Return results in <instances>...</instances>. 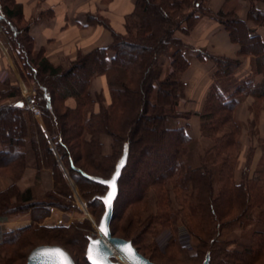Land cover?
<instances>
[{
  "label": "trees",
  "instance_id": "16d2710c",
  "mask_svg": "<svg viewBox=\"0 0 264 264\" xmlns=\"http://www.w3.org/2000/svg\"><path fill=\"white\" fill-rule=\"evenodd\" d=\"M248 1L250 5L246 18L241 19L237 11L231 8L210 11L206 0H136L133 10L124 19L125 33L110 29L112 42L108 46L78 54L66 67L54 66L42 53L34 52L28 25L19 26L8 19V8L6 5L2 6L0 1V28L16 52L21 75L33 80L39 89L31 100L41 118L40 123L22 97L12 103L0 105V165L3 162H18L21 172L28 165L24 154L26 144L30 143L37 164H46L49 157L62 185L70 189L59 168V157L71 179L79 185L83 197L89 196L87 203L98 204L102 215L104 204L101 197L107 193V186L93 178L110 179L121 157L126 154V163L118 179L114 219L117 201L122 193L124 170L134 154L145 151L155 160L153 173L137 177L132 195L136 196L139 203L143 201L147 188L154 187L160 205H169L166 185L171 184V192L179 205L178 209L171 206L154 222L160 225L171 224L172 231L183 223L192 232L191 235H194L197 246L193 253L195 255L197 250L200 251V264L206 257L207 264H212L215 254L228 260L227 264L238 261V256L235 258L234 255L239 252H229L220 235L226 225L238 221L251 207L264 204V188L260 181L264 179V174L257 178L241 177L240 180L234 177L239 146L236 134L240 126L234 119L233 112L247 94H252L257 99L264 97V82L256 86L252 76L248 75L236 80L232 86L222 85L220 77L233 75L240 66V60L213 57L205 49L181 42L174 36V32L187 31L201 16L213 17L226 26L232 41L240 44L238 55L255 53L261 60L251 74H264V42L255 28L247 24V21H254L256 25L263 24L264 11L256 7L260 0ZM227 15L230 18L225 19ZM192 57L213 59L215 66L212 73L214 81L199 113L201 135L207 136L212 142L203 151L197 150V140H192L185 129L178 126L179 118L190 115V111H183L178 101L183 94V82L179 74L188 66ZM160 59L164 60L168 68L162 78L157 67ZM100 74L108 77L109 102L104 107L99 102L102 100H98L102 97L101 93H96L95 101L98 100L99 106L95 110L89 85L91 79ZM4 82H7L8 88L1 95L7 93L6 96L9 97L19 96L17 86L11 85L6 79ZM70 97L75 100L74 108L65 105V100ZM11 113L14 120L18 121L16 136L3 125ZM23 113L29 116L32 134L22 133L26 122ZM102 133L110 135L112 150L115 154L117 152V159L109 174L97 169L98 165L93 166L90 172L84 156L85 150L91 148V152L87 154L91 155V160H97V155L100 159L108 157L101 156L99 152L97 155L94 153L100 145L99 135ZM14 139H20L22 143H15L12 147ZM211 153L212 160H209L208 155ZM260 160L263 164L260 173H264V150ZM129 177L131 179L132 175ZM86 183L93 186V193L82 189L81 185ZM15 187H12L13 190ZM19 192L20 202L33 204L34 197L30 188ZM66 196L72 198L71 193ZM7 197H3L5 202L0 204V208L12 201ZM56 206L69 210L74 204L72 201L67 204L58 202ZM13 207L20 208L18 205ZM1 210L0 219H4L6 216ZM113 219L110 223L112 233ZM148 225L146 226L149 227ZM89 237L91 236L85 235L87 242ZM122 238L130 240L144 255L139 250L135 237L123 235ZM261 238L260 251L264 250V231ZM7 240L14 239L12 237ZM4 243L5 240H0V246ZM66 250L75 264H78L72 253ZM84 260L89 264L85 256Z\"/></svg>",
  "mask_w": 264,
  "mask_h": 264
},
{
  "label": "rangeland",
  "instance_id": "374dc122",
  "mask_svg": "<svg viewBox=\"0 0 264 264\" xmlns=\"http://www.w3.org/2000/svg\"><path fill=\"white\" fill-rule=\"evenodd\" d=\"M0 1L2 6H4L6 0ZM262 1L264 2V0ZM225 9H230V0H228V3L225 5ZM207 17L218 22L229 34L230 40H232L231 35L224 24L213 17ZM228 18H230V15H227L225 17V19ZM197 22L198 20L194 22L190 29L185 32L176 30L174 32V36L176 32L185 34L189 33L194 28ZM252 23L253 28L264 24L263 23L261 25H256L254 24V21ZM181 42L193 46L192 44L186 43L183 40H181ZM235 43L239 45L240 49V44L238 42ZM195 48L206 50L205 47ZM33 51L38 52L34 49ZM214 56L219 55H213V57ZM246 58L249 59L250 65L252 66L251 71H253V69L258 65H260L261 60L259 61V58L255 53L245 54L241 56L237 53L232 59L240 60L241 64ZM197 59L202 61V59ZM210 60L213 62L212 68L215 70L214 61L213 59ZM188 66L179 74V78L183 82V91L186 88V83L183 80V76ZM157 67L159 69V76L161 78L164 77V75L168 72V68L163 59L159 60ZM100 75H104L106 77L108 88V77L105 74ZM6 76V72H2L0 74V81L1 83H3L2 85H4V88L0 91V105L12 103L18 97H23V99L28 103V101L25 99V96L22 95L24 93V90H22L21 92V89L19 88V96L9 97L6 96L7 93H2L4 96L1 95V92L6 91L8 88V85L6 84L7 82H4ZM110 77L112 78V76ZM260 77L261 79H264V74H261ZM210 79V85L207 88L206 94L203 98L202 107L205 103V100L207 99L208 92L214 81L211 72ZM220 79V82H226L228 84L234 83L236 80H239V78L235 77L234 73L233 75L221 76ZM24 85L29 91L28 94H30L31 97L35 95L37 91H39V89L35 85V82L31 79H25ZM96 93L101 92H94V90L89 91L90 97L93 101L96 100ZM99 99H101L102 101H100ZM66 100L65 105H67ZM98 100L104 107H106L109 102V97L108 101L106 102L103 95L101 98H98ZM97 101L94 102L95 110L98 109L99 106ZM186 102L188 101L186 99L183 100L182 96L178 101V104L183 109V111L188 110L186 109V105H188V103ZM241 103L244 104V106H242V109L240 108L241 110H243L244 118H237L236 108ZM30 104L33 115L41 123V118L38 114V111L33 106L32 100ZM239 104L236 106L233 112V117L240 126L239 132H237L236 134V137L239 140V146L237 149L238 153H234V156H236L237 153V157L235 160L234 177L237 180H240L241 177L245 178L246 176H256L257 178L259 176H263L264 174L263 172L260 173L263 166V164L260 162V158L264 150V97L257 99L252 94H247ZM55 105L56 102L53 103V106ZM75 105L73 107H70L68 105L67 106L70 108H74ZM23 116L25 117L26 122L25 128L22 129V133L26 135L28 133L32 134V129L28 121L29 116H27V114L25 113H23ZM8 117V120H6V123H3V125H6V128L10 129L11 132L16 136V132L18 130V121L14 120L12 113ZM14 125L17 128H14ZM191 139L197 140L195 146L197 150L201 151H203L205 148H208L212 143L210 138L205 135H201L200 116L199 137L196 139ZM99 141L100 145L97 149H95L94 153L96 154L99 152L101 156L108 157L100 159V157L96 154L97 160H93V158L91 160V155H87L89 154V152H91V148L89 150L87 148L84 152V156L87 160L85 161L90 172H92L93 169L91 170V168L93 166L95 167V165H98L97 169H100V171L102 170L105 174H109L113 167V164L115 163V160L117 159V152L115 154L112 150V138L110 137V135L105 133L100 134ZM15 143L17 145L22 143V141L20 139L15 140L14 143L11 144V146L13 147ZM40 143L42 144V142ZM212 156L213 153L209 154L208 159L212 160ZM57 158L59 168L62 170L70 189L62 185L60 177L57 174L56 169L52 165L51 159L48 157L46 164L38 165L30 143L26 144L24 160L27 162V166H30L32 170L31 173L26 170V174L33 175V180L32 182H30L31 184H29L26 188L31 189L34 197L33 204L28 205L19 201V191H23V189L19 188L17 184L18 181H20V179L22 178V175L24 174L25 168L27 166L20 172V169H18V162H8L6 164H4L3 162V165H0V204L5 202V198L3 200L4 196H8L7 198L11 199L13 202L15 201L14 204H12V201H10V204L6 205L7 207L5 206L0 208L2 209L1 213L6 216V218H4L6 221H1V223L5 225L8 222L9 225H14V229L12 231H4L0 234V240H5V243L0 246V264H25L29 252L34 247L42 244H60L72 253L78 264H87V262L84 260V249L87 242L85 235H90L91 237H95L98 235L96 226L98 224V220H100L99 217H101L102 209L98 204L93 203L89 205L87 203V198L89 196L83 197V193H81L79 185L71 179L60 158ZM154 162L155 160L152 159V157L148 156L145 151H140L139 153L134 154L129 161L128 167H126V169L124 170V175L121 182L122 193L117 201L115 211L116 216L114 219L112 217L114 233L111 232V234L112 236L121 238L123 235L135 237L137 239L136 243L139 250L145 256L149 257L152 261L158 264H200L202 260L200 251L196 249L198 252H196L195 255L193 253L195 251L194 247L197 246L196 240L195 238H193L194 235H191L192 232L190 233L188 228L183 223L178 224L177 228L172 231L171 224L165 223L164 225H160L159 223L154 222L161 214L171 209V206L174 209L179 208V205L174 198V194L173 192H171V184L166 185L169 196V205H160L159 198L155 192L154 187L147 188L143 201L139 203L136 196L132 195V192L135 191L137 185L135 182L138 179L137 177H145L146 175H149V173H153ZM134 170L136 171L134 172ZM130 174L132 175V178L134 177L133 179H130ZM260 181L261 185L264 188V179ZM12 185H16V187ZM81 186L85 191L91 190V192L93 193L92 185L86 183L82 184ZM12 187H15V189L13 190ZM3 191H6L7 193H3ZM68 193L72 194V198L66 196ZM71 201L73 202L74 207L69 210H64L56 206L58 202L67 204ZM14 205H18L20 208L15 209L13 207ZM48 206H50L49 209H47ZM51 208H55L57 211L59 210L62 212H66L68 213V215L63 216V219L60 220V217L56 214L53 215L49 220H47L46 218L51 215ZM18 213H21L23 215L26 214V220L14 221L9 218ZM70 216H72L71 219ZM150 221L154 223H151ZM16 225H18L19 227H15ZM146 225H148L149 227H147ZM57 228L59 229L57 230ZM263 231L264 204H256L255 206L247 210L238 221L226 225L222 229L220 239L226 243V249H228L229 252L234 250L239 252L238 255H234L235 258L238 256V261H240L239 264H241L242 261H244V264H264V250L260 251L259 249V240L263 239L261 238V234H263ZM12 237L14 239L13 241L7 240L8 238ZM221 257V255L215 254L212 260V264H227L226 261L228 260L223 258L221 259ZM113 260L116 261V258H113ZM238 261H233L229 264H237Z\"/></svg>",
  "mask_w": 264,
  "mask_h": 264
},
{
  "label": "crops",
  "instance_id": "0c3cea01",
  "mask_svg": "<svg viewBox=\"0 0 264 264\" xmlns=\"http://www.w3.org/2000/svg\"><path fill=\"white\" fill-rule=\"evenodd\" d=\"M135 2L136 0H6L5 5L8 8V19L18 25H28V35L33 40V49L41 52L52 65L66 67L78 54H86L94 48L108 46L112 42L110 29L125 33L124 19L133 10ZM206 2L208 9L216 12L225 9L228 0H207ZM249 5L248 0H230V8L236 10L241 19L246 18ZM256 7L264 11V2H257ZM247 24L253 27L251 21H247ZM254 28L264 42V24ZM175 36L195 47H205L206 51L213 55L233 58L239 50V45L230 40L224 28L207 16H201L189 33L176 32ZM212 66L213 62L210 59L200 61L192 57L184 72L183 80L186 88L182 97L183 100L188 101L186 109L191 114L186 117L187 119L179 118L178 126L183 127L187 135L193 139L199 137V113L206 90L210 85V72L214 71ZM19 68L20 63L16 52L0 28V74L6 72L5 79L22 92L27 88ZM251 68L249 59L246 58L235 70L234 75L239 79L251 75L254 84L261 85L264 79H261L259 73L251 74ZM2 84L0 81V91L4 88ZM221 84L228 83L221 82ZM90 88L94 92H101L105 102L108 101L107 79L104 75L92 78L89 91H91ZM22 95L24 96V93ZM66 103L70 107L75 105L71 97L67 98ZM242 106L244 104L241 103L236 108L237 118H244ZM26 170L30 173L32 171L31 167L27 166L17 183L23 190L33 180V175L26 174ZM50 211L51 215L46 218L47 220L56 214L60 220L68 215L55 208H51ZM9 218L17 221L26 220L27 216L18 213ZM1 221L6 220L0 219V234L14 229V225L11 226L8 222L4 225Z\"/></svg>",
  "mask_w": 264,
  "mask_h": 264
},
{
  "label": "water",
  "instance_id": "95a60500",
  "mask_svg": "<svg viewBox=\"0 0 264 264\" xmlns=\"http://www.w3.org/2000/svg\"><path fill=\"white\" fill-rule=\"evenodd\" d=\"M125 163L126 154L121 157L110 179L93 178L107 186V193L101 197L104 211L96 226L98 235L89 237L86 245L85 257L89 264H158L142 255L130 240L112 236L110 231L114 201L118 194V179ZM113 258H116V261ZM207 262L206 257L202 264ZM25 264H75V262L63 246L42 244L29 252Z\"/></svg>",
  "mask_w": 264,
  "mask_h": 264
},
{
  "label": "built area",
  "instance_id": "2783aa9c",
  "mask_svg": "<svg viewBox=\"0 0 264 264\" xmlns=\"http://www.w3.org/2000/svg\"><path fill=\"white\" fill-rule=\"evenodd\" d=\"M24 96H25V99L28 101V103H29V105H31L30 103H31V96H30V94H28L29 93V91L26 89V90H24Z\"/></svg>",
  "mask_w": 264,
  "mask_h": 264
},
{
  "label": "bare ground",
  "instance_id": "6f19581e",
  "mask_svg": "<svg viewBox=\"0 0 264 264\" xmlns=\"http://www.w3.org/2000/svg\"><path fill=\"white\" fill-rule=\"evenodd\" d=\"M118 256V255H117ZM119 258V257H118ZM121 261H123V260H121Z\"/></svg>",
  "mask_w": 264,
  "mask_h": 264
}]
</instances>
